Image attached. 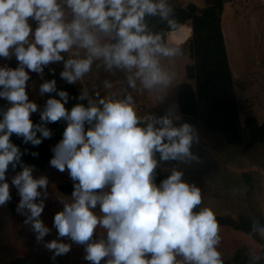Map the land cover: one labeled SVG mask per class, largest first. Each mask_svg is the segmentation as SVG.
Listing matches in <instances>:
<instances>
[{
  "label": "clouds",
  "instance_id": "9594fccd",
  "mask_svg": "<svg viewBox=\"0 0 264 264\" xmlns=\"http://www.w3.org/2000/svg\"><path fill=\"white\" fill-rule=\"evenodd\" d=\"M161 23L166 28L158 29ZM178 28L169 0H0V58L17 61L15 68L0 66V99L9 105L0 109V207L12 199L9 166L19 164L11 179L20 197L16 212L38 243L51 232L41 219L49 181L33 176L35 166L23 164L11 137L39 146L53 135L47 124L66 122L49 164L67 170L73 191L60 198L62 210L54 215L57 239L44 242L52 260L71 251L62 242L67 239L84 247L90 264H224L221 228L215 212L201 207L202 189L186 182L178 167L156 183L163 162L199 161L191 151L199 143L196 128L177 123L175 106L161 116L141 115L133 95L147 92L162 101L177 85L175 60L183 48L166 37ZM57 63L69 85L94 69L119 73L123 81L113 90L105 79L103 97L81 88L75 98L81 102L69 110V93L57 89L56 79L45 80L39 94L58 98L50 96L40 108L26 92L30 73L42 78L48 67L55 74L49 66ZM37 112L40 123H33ZM262 220L253 219L250 238L264 239ZM97 229L104 233L94 239ZM248 256V264H259L264 250Z\"/></svg>",
  "mask_w": 264,
  "mask_h": 264
},
{
  "label": "rangeland",
  "instance_id": "374dc122",
  "mask_svg": "<svg viewBox=\"0 0 264 264\" xmlns=\"http://www.w3.org/2000/svg\"><path fill=\"white\" fill-rule=\"evenodd\" d=\"M209 1L169 0L173 7L181 8L189 4L203 8ZM222 7V32L239 101V114L235 109H226L229 124L234 131L231 128L230 136L228 126L225 129L226 134L220 128L212 127H220L227 123L225 110L216 105L201 102V114L197 122H206L209 125L202 123L194 125L193 120L186 117V119L181 117V120L177 122L178 124L186 122L196 128L199 143H194L191 151L200 158L199 161L188 164H178L175 161L163 162L161 169H158L162 170L164 178H166L172 167H178L184 172L183 179L186 182L194 183L202 189V207H210L216 216L226 217L225 219H229V222H234V219L238 217H249L253 220L259 215L264 216V145H246L241 143L239 137L241 120L248 112H252L260 121L264 119V0H222ZM32 24L34 28L35 23L32 22ZM182 27L188 30L189 35V24ZM178 30L171 36L177 35L175 40H184L187 35L181 33L182 29L179 30V33ZM188 38L179 43L184 54L175 60V70L178 74L177 85L168 92L163 100L158 101L147 92L133 93L141 115L152 113L161 116L170 107L175 106L176 88L185 81L183 69L185 64L189 63ZM172 43L175 42L172 41ZM4 64L15 68L17 61L14 57L10 60L0 58V66ZM49 67L55 70V74L50 73L49 68L46 67L42 78L35 73H30V80L27 82L26 92L29 100L37 103L40 108L46 102L45 96L39 94L40 84L49 79L63 82L59 77V72L63 68L62 63ZM105 79L113 82V90H118L121 87V83H117L118 80L123 81V77L119 73L113 77L103 70L94 69L77 85L80 89L87 87L92 94L99 91L103 97L106 94L103 87ZM7 107H9L7 101L0 99V109ZM31 119L32 121L39 120V113H33ZM15 174L6 175L12 199L5 206L0 207V264H9L14 260H22L23 264L73 263H70L73 260L71 255L73 251L79 249V245L70 240L62 239V242L71 244V251L56 257L55 260L51 259L53 255L51 251L47 255V249L44 246V248H40L33 242L36 239L35 233L31 230L30 225L24 224L26 217L16 212L20 197L17 189L11 185V179ZM33 176L37 178L46 176L49 181L47 190L51 192H54L60 184L73 183L67 170L61 173L51 167L49 163L43 170L35 169ZM61 195L55 192L48 193V198L45 200L43 222L47 223L51 231H55L53 227L54 215L63 207L59 202L60 198L71 197ZM220 228L222 239L219 251L222 253L224 264H235L232 257L239 250H245L247 253H260L259 244L250 237L230 226H220ZM103 233V229H97L94 239H99ZM88 263L90 264V262ZM101 264H104V261Z\"/></svg>",
  "mask_w": 264,
  "mask_h": 264
},
{
  "label": "trees",
  "instance_id": "16d2710c",
  "mask_svg": "<svg viewBox=\"0 0 264 264\" xmlns=\"http://www.w3.org/2000/svg\"><path fill=\"white\" fill-rule=\"evenodd\" d=\"M222 8V0H210L203 8L194 4H189L184 8L174 7L179 28L185 24L190 26V36L187 44L189 63L185 64L183 69L185 81L176 88V108L182 118L192 119L194 125L197 123L209 125L206 122H197L201 114L200 103L206 102L209 105L221 107L225 110L227 123L220 127H212L220 128L225 132L228 126L229 135L231 136L232 127L229 124L226 109H235L239 114V101L222 32ZM152 22L155 23V19ZM157 28H166V25L161 23L157 25ZM60 81H57V89L69 93L70 98L65 107L70 110L75 103L81 102L75 99L80 94L81 89L77 84L69 85L65 81ZM50 96L58 98L55 93L46 94L45 98L48 99ZM83 103H86V101H83ZM33 123H40V119L33 120ZM46 127L51 129L53 135L50 139H44L39 146L24 143L22 138H18L15 134L11 137L12 143L23 153L21 156L23 164L34 165L36 170H42L48 165L53 156L51 149L62 139L66 122L50 123ZM37 135L39 136V133ZM239 137L241 143L246 145H264V119L260 121L252 112H248L241 120ZM32 152L38 153V156H32ZM19 171H21L19 164L15 169L9 166L6 175L18 173ZM163 179L164 176L157 169L156 183L159 184ZM58 189L62 193L71 196L73 183L62 184L58 186ZM260 217L264 216L259 215L257 218ZM216 218L220 226H230L249 237L248 233L253 221L251 218L238 217L234 219V222H229V219L222 216H216ZM251 239L259 244L260 252L264 250V239H261L258 235L251 237ZM232 259L235 264H248L249 256L245 250H239ZM9 264L17 263L12 261ZM259 264H264V260H261Z\"/></svg>",
  "mask_w": 264,
  "mask_h": 264
},
{
  "label": "crops",
  "instance_id": "0c3cea01",
  "mask_svg": "<svg viewBox=\"0 0 264 264\" xmlns=\"http://www.w3.org/2000/svg\"><path fill=\"white\" fill-rule=\"evenodd\" d=\"M179 30L180 29H182V31H181V33H184V34H186L187 36H186V38H188L189 36H190V33H189V35H188V30H185V28H183L182 26L180 27V28H178ZM178 30V33L180 32ZM176 32V31H175ZM172 33H174V32H172V31H170V32H168L167 33V37L166 38H168V40L170 41V42H172V41H174L175 43H178V45H179V43H181V42H183V41H185L186 40V38L184 39V40H175V37H177V35L176 36H174V37H172L171 36V34ZM179 35V34H178ZM175 105V107H176V104H174ZM177 109V108H176ZM45 169V168H44ZM160 169H161V167H160ZM43 170V169H42ZM161 171V173H162V170H160ZM162 175H163V173H162ZM164 176V175H163ZM60 185H62V184H60ZM59 185V186H60ZM57 191V192H56ZM47 192L48 193H59L60 194V196H62L61 194H64V193H62L59 189H58V186H57V188H56V190L54 191V192H51V191H48L47 190ZM64 195H67V194H64ZM68 196H70V195H68ZM97 212H98V208H97V210H96ZM43 218H44V216H43V212H42V215H41V219H42V221H43ZM46 226H47V223L46 222H43ZM48 227V226H47ZM57 237V232H56V230L55 231H51L50 232V234H48V235H46L45 237H44V241L43 242H37L36 241V239H35V241H33L35 244H37L38 246H40V248L41 247H43L44 246V242H47V241H51V240H53V239H57L56 238ZM44 248V247H43ZM50 253V251L49 250H46V254L48 255ZM45 254V255H46ZM73 255V256H72ZM72 255H71V258H73V260L72 261H70V263L71 262H73V263H75V264H89L85 259H84V255H85V252H84V247L83 246H80L79 245V249L78 250H75V251H73V253H72ZM17 264H23L22 263V260H14ZM73 263H71V264H73Z\"/></svg>",
  "mask_w": 264,
  "mask_h": 264
},
{
  "label": "built area",
  "instance_id": "2783aa9c",
  "mask_svg": "<svg viewBox=\"0 0 264 264\" xmlns=\"http://www.w3.org/2000/svg\"><path fill=\"white\" fill-rule=\"evenodd\" d=\"M67 243V242H66Z\"/></svg>",
  "mask_w": 264,
  "mask_h": 264
}]
</instances>
